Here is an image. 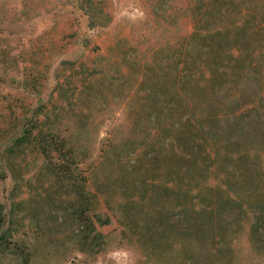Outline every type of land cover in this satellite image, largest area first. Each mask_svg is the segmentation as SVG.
I'll use <instances>...</instances> for the list:
<instances>
[{"label":"rangeland","instance_id":"rangeland-1","mask_svg":"<svg viewBox=\"0 0 264 264\" xmlns=\"http://www.w3.org/2000/svg\"><path fill=\"white\" fill-rule=\"evenodd\" d=\"M201 2L0 0V264H264L234 190L223 254L186 245L176 182L147 155L168 151L148 118L181 95Z\"/></svg>","mask_w":264,"mask_h":264},{"label":"trees","instance_id":"trees-1","mask_svg":"<svg viewBox=\"0 0 264 264\" xmlns=\"http://www.w3.org/2000/svg\"><path fill=\"white\" fill-rule=\"evenodd\" d=\"M200 1L201 17L194 23L179 67L181 95L178 100L159 96L163 99L155 105L166 110L148 118L165 123L160 134L168 151L163 160L151 149L147 155L164 163L176 182L165 199L170 211V197L177 198L184 242L205 249L210 260L216 253L223 254L215 249L216 243L231 233L223 221L231 190L238 214L251 213L252 244L263 245L264 2L259 10L257 0ZM163 79L164 90L172 89L170 76ZM232 176L240 179L238 184H232ZM206 177L223 182L225 188L203 195L200 184ZM255 183L257 188L252 187ZM243 188L246 192L241 193Z\"/></svg>","mask_w":264,"mask_h":264}]
</instances>
